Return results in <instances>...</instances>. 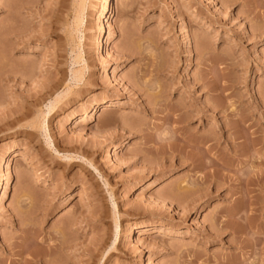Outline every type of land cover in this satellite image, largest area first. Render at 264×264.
<instances>
[{
  "label": "rangeland",
  "instance_id": "374dc122",
  "mask_svg": "<svg viewBox=\"0 0 264 264\" xmlns=\"http://www.w3.org/2000/svg\"><path fill=\"white\" fill-rule=\"evenodd\" d=\"M14 1L0 0V106L35 100L28 124L69 88L44 129L1 121L0 264L52 248L59 264H264V0ZM220 124L208 152L175 137ZM235 127L259 157L224 169Z\"/></svg>",
  "mask_w": 264,
  "mask_h": 264
},
{
  "label": "bare ground",
  "instance_id": "6f19581e",
  "mask_svg": "<svg viewBox=\"0 0 264 264\" xmlns=\"http://www.w3.org/2000/svg\"><path fill=\"white\" fill-rule=\"evenodd\" d=\"M14 3H18L17 5H19L18 7H22V8H24V7H27V6H30L31 4H30V0H28V1H26V0H15L14 1ZM16 6V5H15ZM17 7V6H16ZM17 7V8H18ZM109 7H110V0H105V5H104V10H106V11H108L109 10ZM51 9V8H50ZM50 9H48V10H50ZM56 9H54V11H55ZM51 12H52V10H50ZM50 11H48L47 13H49ZM53 11V12H54ZM52 12V13H53ZM52 13H50V16H51V14ZM9 25V24H8ZM8 34H10V32H8ZM114 36V32L113 31H109L108 33H107V36H106V39H108V38H111V37H113ZM109 55V52L107 51L106 52V56H108ZM78 56H76V58H77ZM97 57V55L96 54H94V58H96ZM4 59V65H3V68H0V70L1 69H3L2 71H3V73L2 74H0V80H4L5 78H8V75L11 73V69L9 70V73L7 74V71H5L4 69L6 68V67H8V65L9 64H7V62L6 61H9V57H5V58H3ZM7 64V65H6ZM6 66V67H5ZM106 69V67H104V70ZM106 71V70H105ZM13 72H15V74L17 73V71H13ZM73 79L74 80H80L81 79V74L79 73V74H76V73H74V75H73ZM61 82H59L58 80H51V81H49L48 83H45L39 90H37V91H35L34 92V94H33V97H35L34 99H36L37 100V93H39L38 95H39V98L41 97L40 96V93H44V91H48V90H50V89H52V88H55V87H57V85H59ZM65 90H64V92H61L60 94H56L55 95V97L53 98V100L52 101H50L49 102V105H48V107H47V111H46V114H38V115H36L35 117H33L30 121H29V123L28 124H22V123H20L21 122V120L23 119V118H25V116L27 115V113H28V111L30 110L29 108H26V109H22L24 106H26L27 107V105L29 104V106H32L33 104H34V102L33 101H35V100H32V102L30 101V100H28V102H30V103H28L27 105H25V103L23 102V104H22V102H18L16 105H15V107H12V108H9V109H6V108H4V107H1L0 106V124L2 123L1 121H3V120H7L8 122H7V124L6 125H8V126H22V129H18V132H27L26 130H25V128L26 127H29L31 130H41V129H44V125H45V121H44V117H45V115H48L49 113H51V111L54 109V107H55V105L61 100V97L62 96H65V94H66V92H67V90H68V88H69V86L66 84L65 85ZM1 99H0V103H1ZM27 102V101H26ZM110 106H111V103L110 104H108V103H105L102 107H101V109H100V112L101 113H106V112H108V110H109V108H110ZM179 111V110H178ZM30 112V111H29ZM177 112V111H176ZM183 115V114H182ZM182 115L180 114V113H178V114H174L173 116H174V118H173V120L175 121V123H177V122H184V120L186 119V117H182ZM172 120V121H173ZM173 121V122H174ZM188 121V120H187ZM244 120L243 119H239L238 120V123H237V126H239L240 127V123H244L243 122ZM184 123H186V122H184ZM4 125H1L0 126V131L1 130H4V129H6V127H3ZM7 126V127H8ZM217 127H216V129L214 130V131H209L206 135H204L203 137H200V138H197L196 136L194 137L192 134V136L190 135V136H186V137H184L183 136V131H185V130H183V129H186V128H181L179 131H178V133L175 135V137H178V138H180L183 142H182V146H186V145H189V147H194V148H201V147H203L204 148V150L205 151H210V150H212V149H214L215 148V146H216V144L218 143V141H219V139L221 138V136H223V133L225 132V129H223V126L220 124V125H216ZM235 126H236V124H235ZM245 126V129L247 128V124L246 125H244ZM185 127V126H184ZM242 127V126H241ZM240 127V128H241ZM180 128V126L179 127H177L176 129H179ZM237 127H235V129H236ZM239 128V130H235V131H237V133L235 134V135H233V136H231V135H228V138H229V141H228V149L230 150L229 152H233V154H231V153H229V154H231L230 156H228V153H227V156H225L224 155V157L226 158V160L225 159H223V157L222 158H219V159H217L216 157V160L217 161H221V162H219V163H221V167H222V165L223 164H225L227 167H231V166H233L232 165V163H233V160H235V159H239V157H240V155L242 154V153H245V152H247V150L249 151V150H251L250 148H252V150L254 149V151H252V154H251V157L253 158L254 157V159H258V157H259V154H258V152H257V142H256V136H253V138H252V140L253 141H251V138H250V144L251 145H248L249 143H248V141H246L245 140V138L247 137V135H248V133H247V135L244 133V131L243 130H241ZM242 129H244V128H242ZM29 132H30V130H29ZM176 132V131H175ZM245 132H247V131H245ZM251 133H252V131H251ZM246 136V137H245ZM250 136L252 137V135L250 134ZM248 138V137H247ZM175 139H177V138H175ZM178 140V139H177ZM246 142H245V141ZM255 140V141H254ZM163 142V141H162ZM169 142V141H168ZM248 143V144H246L245 146H244V144L243 143ZM172 143V142H171ZM161 145H163V146H166L167 147V145H168V147H169V143H167V141H166V143L164 142V143H161ZM118 146V143H116L115 144V147H117ZM250 147V148H249ZM192 149V148H191ZM238 152V153H237ZM243 155V154H242ZM70 158H73V156L72 157H68V159H70ZM228 159H230V160H228ZM209 163V161H206V165ZM211 162V161H210ZM219 163H218V165H219ZM201 164V163H200ZM199 164V165H200ZM214 164V163H213ZM205 165V164H204ZM208 166V165H207ZM215 166V165H214ZM201 167V166H200ZM220 167V166H219ZM224 167V169H227V168H225V166H223ZM222 167V168H223ZM236 168H237V166H235ZM203 168V167H202ZM201 168V169H202ZM217 168V167H216ZM232 168V167H231ZM230 169V168H229ZM213 170V169H212ZM211 170V171H212ZM218 170V169H217ZM217 170H214V172L212 171V172H210V173H207V171H204L203 173H202V175H201V180H205V178L207 179V177L208 178H210L209 177V175L211 174V173H214V175H215V171H217ZM217 172H219V171H217ZM216 172V173H217ZM224 174V173H223ZM219 175V174H218ZM212 176V175H211ZM222 176H224V175H222ZM212 177H214V176H212ZM236 210H234V212H235ZM237 212V211H236ZM232 214V213H231ZM239 217V216H238ZM248 218V217H247ZM248 219H250V218H248ZM245 220V219H244ZM239 226V225H238ZM243 227V226H242ZM240 228V227H239ZM28 230V229H27ZM26 230V231H27ZM30 231V230H29ZM27 232V233H29L28 235H32L33 234V232L31 231V232ZM37 232V231H36ZM27 233H25V234H27ZM61 237V236H60ZM54 238V239H53ZM52 239H53V242L56 240V241H58L59 242V244L60 243H62V245H63V237H61V239H63V240H61V239H58V237H53ZM61 242H60V241ZM52 242V243H53ZM54 244V243H53ZM59 244H58V246H59ZM56 244H54V247H55V249H56V247H58V246H55ZM61 244H60V246L59 247H61L62 246ZM52 246V245H51ZM50 246V247H51ZM58 247V248H59ZM57 248V249H58ZM49 249V248H48ZM56 249V250H57ZM48 251V250H47ZM49 251H50V249H49ZM45 252L46 254H44V256H45V258L43 259L42 258V260H40V263L41 264H59L58 262H57V253L55 254V252L53 251V248H52V250H51V252ZM58 252V251H57ZM32 255V254H31ZM235 259V258H234ZM237 262V261H236Z\"/></svg>",
  "mask_w": 264,
  "mask_h": 264
}]
</instances>
